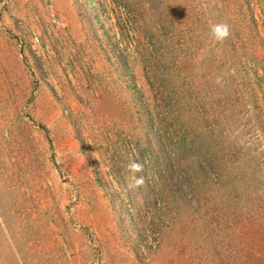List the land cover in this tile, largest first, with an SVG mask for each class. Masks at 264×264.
Masks as SVG:
<instances>
[{
	"label": "rangeland",
	"instance_id": "obj_1",
	"mask_svg": "<svg viewBox=\"0 0 264 264\" xmlns=\"http://www.w3.org/2000/svg\"><path fill=\"white\" fill-rule=\"evenodd\" d=\"M250 222L264 0H0V264H247Z\"/></svg>",
	"mask_w": 264,
	"mask_h": 264
},
{
	"label": "clouds",
	"instance_id": "obj_2",
	"mask_svg": "<svg viewBox=\"0 0 264 264\" xmlns=\"http://www.w3.org/2000/svg\"><path fill=\"white\" fill-rule=\"evenodd\" d=\"M211 32L216 41L223 42L230 36V26L226 23H216L211 25ZM128 169L132 172H140L143 170V164L133 161L128 164ZM133 181L139 186L143 183V177L134 176Z\"/></svg>",
	"mask_w": 264,
	"mask_h": 264
},
{
	"label": "trees",
	"instance_id": "obj_3",
	"mask_svg": "<svg viewBox=\"0 0 264 264\" xmlns=\"http://www.w3.org/2000/svg\"><path fill=\"white\" fill-rule=\"evenodd\" d=\"M165 146L162 145L161 148L162 149H166ZM244 229H245L246 232L243 231V233H242V229H240V233H241V236H242L240 245H241V249H242V251L244 253L243 257L246 258L245 262L247 264H249V260L252 258L251 254L253 253V240L249 239L250 234L251 233L255 234V232L261 231L262 232V237L264 238V225L263 226H256L255 224H252L250 222V224H245ZM255 229H258V230L255 231Z\"/></svg>",
	"mask_w": 264,
	"mask_h": 264
}]
</instances>
